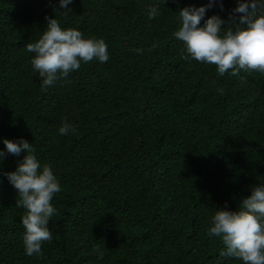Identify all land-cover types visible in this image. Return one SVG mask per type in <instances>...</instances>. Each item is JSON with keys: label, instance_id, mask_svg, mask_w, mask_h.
I'll return each mask as SVG.
<instances>
[{"label": "trees", "instance_id": "trees-1", "mask_svg": "<svg viewBox=\"0 0 264 264\" xmlns=\"http://www.w3.org/2000/svg\"><path fill=\"white\" fill-rule=\"evenodd\" d=\"M155 3L0 0V169L14 172L24 156L7 154L3 140L23 139L62 189L51 201L52 240L29 257L26 210L0 174V264H241L220 255L225 246L208 228L216 210L238 211L264 185V74L220 76L182 59L173 35L181 9L227 20L237 0H160L149 19ZM45 17L103 39L109 60L42 87L25 49ZM65 123L75 132L60 134Z\"/></svg>", "mask_w": 264, "mask_h": 264}, {"label": "clouds", "instance_id": "clouds-1", "mask_svg": "<svg viewBox=\"0 0 264 264\" xmlns=\"http://www.w3.org/2000/svg\"><path fill=\"white\" fill-rule=\"evenodd\" d=\"M73 0H59L60 8L67 9ZM168 0H163L167 3ZM176 3L177 0H172ZM213 0H209L211 7ZM160 0L148 9L149 19L159 15ZM228 19L213 15L204 19V7H186L179 11L180 27L173 33L184 45L187 55L182 59L189 62L216 66L220 76L230 73L239 76L241 71L264 74V0H237ZM223 11V4L220 5ZM46 29L40 38L26 44V51L34 54L30 60L32 69L42 78V87H50L57 80L78 71L81 64L93 60L106 63L109 60L107 44L103 39L85 38L74 28L64 29L55 18L45 17ZM203 21V25L201 22ZM236 25L222 32L225 25ZM158 47L154 43L148 51ZM143 53V48L135 49ZM223 94V89L219 90ZM75 132L65 123L59 133ZM7 154L23 161L7 176L17 190L16 207L25 209L21 217L24 228L23 244L27 256H43L42 245L52 240L49 222L57 210L51 201L62 189L48 165L41 164L35 156L32 143L20 139L18 142L4 139ZM5 152L0 151V164ZM2 183V181H0ZM251 195L243 199L238 211L216 210L211 218L208 235L219 237L226 251L221 256L232 257L241 264H264V185L254 186Z\"/></svg>", "mask_w": 264, "mask_h": 264}]
</instances>
